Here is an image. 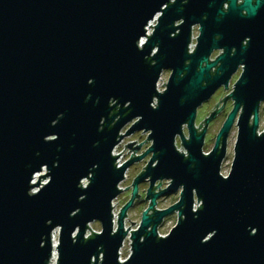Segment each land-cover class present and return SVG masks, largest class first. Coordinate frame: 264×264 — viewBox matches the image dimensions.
<instances>
[{
	"label": "water",
	"instance_id": "1",
	"mask_svg": "<svg viewBox=\"0 0 264 264\" xmlns=\"http://www.w3.org/2000/svg\"><path fill=\"white\" fill-rule=\"evenodd\" d=\"M242 64L223 97L233 108L205 153L207 125L221 109L196 127L197 109ZM263 99L264 0H0V264H264ZM139 130L149 132V148L118 167L122 151L112 150ZM150 153L115 222L127 167ZM145 179L150 203L126 229ZM162 179L169 184L154 191ZM179 189L178 201L157 207ZM174 212L176 224L161 234Z\"/></svg>",
	"mask_w": 264,
	"mask_h": 264
},
{
	"label": "rangeland",
	"instance_id": "2",
	"mask_svg": "<svg viewBox=\"0 0 264 264\" xmlns=\"http://www.w3.org/2000/svg\"><path fill=\"white\" fill-rule=\"evenodd\" d=\"M168 74L170 73H165L163 74L161 80H160V84L158 85L160 90H163V88L165 87L163 84L164 82L166 83L167 82V79H168ZM227 89L222 87L218 90L217 93H214L208 100L207 102H203L202 104H200V106L198 107L197 109V115H196V121L199 122V120H203L204 116L206 115V113L208 114V112L210 111V109L217 103L219 102L220 99H222L225 95H227ZM261 122H260V125H259V129L261 131H263L264 129V103H263V109L261 111ZM224 116H225V111L221 112L220 113V116L214 121L213 124H211V133L208 135L207 137V143L206 145H204V151L205 152H208L212 149V145L214 144V140H215V135L220 127V124L222 123L223 119H224ZM133 123V122H131ZM131 125H129L127 128H129ZM126 128V130H127ZM124 130V132L126 131ZM186 133V130L184 132V134ZM186 136V134H185ZM236 137H237V128H234L232 130V132L229 134V137H228V141H227V155L222 163V166L221 167V172L223 174H227L231 168V164H232V160H233V156H234V145L235 144V141H236ZM130 139V137L127 136V139H125L126 141ZM124 144H126V142H123V145L121 147V149L123 148ZM177 144H178V147L180 150H183L185 151L184 147L181 146V140L180 138L178 137L177 138ZM146 161V159H145ZM145 161L142 162L141 165H138V168L140 169V167L142 165L145 164ZM134 168V167H133ZM137 168V170H139ZM137 170L136 169H131L129 170L128 172V178L127 180L125 181H122V183L120 184L122 188H124V190L122 191L121 194L118 195V197L116 199H114V205H113V210L115 213H118L119 209L125 204V202H128L129 198H130V194L131 192H128L130 190V188H126L128 185H130V183L132 182V177L137 173ZM46 173V171H42L41 173H38L37 175V178L35 179V182L38 180L39 178V175L40 174H44ZM47 180L46 179H40V182L43 183ZM170 180H167V179H164V185L168 184ZM163 185V186H164ZM148 187V184L146 183V181H142L139 183V194L140 196L138 197L140 199L141 195L144 196V188H147ZM126 188V189H125ZM180 197V189L179 191L177 192H174V193H167L166 195H163L161 196L159 199H158V204H157V207L158 208H165L173 203H175L176 201H178ZM148 206V201L146 202H138V200L136 199L135 201V205H133L129 211H128V216L125 220V228L127 229L129 226H130V221L128 219H130L131 221L135 222L134 224H132L130 226V229L133 230V229H136L139 222H140V216H141V211H143V209H145L146 207ZM178 219V214L177 212H174L168 216H166L164 218L163 221H161L162 223L159 225V232L161 234H167L170 229L176 224V220ZM90 227L92 230H94L95 232L98 233V231L101 230V225H100V222L99 221H94V222H91L90 224ZM56 234H58V231L56 232ZM89 234H90V230H89ZM130 235V234H129ZM128 235V238H130ZM57 237V236H56ZM127 238V241L125 242V244H123V247L121 249V256L123 259H125L128 254H130L131 252V244H130V241L129 239ZM57 240H58V237H57Z\"/></svg>",
	"mask_w": 264,
	"mask_h": 264
},
{
	"label": "flooded vegetation",
	"instance_id": "3",
	"mask_svg": "<svg viewBox=\"0 0 264 264\" xmlns=\"http://www.w3.org/2000/svg\"><path fill=\"white\" fill-rule=\"evenodd\" d=\"M239 1H241V0H239ZM226 8V7H225ZM179 23H181V21H178V22H176V24H179ZM178 32V31H177ZM199 35H200V25H199V23H196V24H194L193 25V27L191 28V38H190V44H189V46L190 45H192L193 46V50H194V48H195V46L197 45V42L196 41H198V37H199ZM216 38H218L219 36L218 35H216L215 36ZM248 38H246V39H244L243 40V43L244 44H246L247 42H248V40H247ZM212 53L210 54V56H209V60L211 61V60H215L218 56H219V54L222 52V50L221 49H215V50H213V51H211ZM243 64L242 65H239V67H238V69H237V71H235V73H233V75L231 76V78H230V81H228L229 82V85L226 87L225 85H222V86H220L218 89H217V91H215L214 93H217L218 92V90L220 89V88H222V87H224V88H226L227 89V93L228 94H230V92H232V90L234 89V84H235V82H236V80L239 78V76H240V74L242 73V71H243ZM215 70H216V67H213L212 68V72L211 73H213V72H215ZM171 72V70L170 69H166V70H163V72H162V74H161V77H160V79L162 78V76H163V74H165V73H170ZM169 75V74H168ZM169 77V76H168ZM165 88V87H164ZM163 88V89H164ZM213 93V94H214ZM263 103H264V99L262 100V101H260V103H259V125H260V122H261V111H262V109H263ZM233 105H234V101H233V99H231V98H229V97H227L225 100L222 98L219 102H217L211 109H210V111L208 112V114L206 113V115L204 116V118H203V120H199V122H197L196 120H195V125H196V127L198 126V125H200L201 124V122L203 123L204 122V120L207 118V116H210L209 114H211L213 111H215V110H217V109H221L220 110V112H218V114L208 123V125H207V128H206V134L204 135L205 136V139H204V145H206V143H207V137H208V135L211 133V124H213L214 123V121L220 116V113L221 112H223V111H225V116H224V119H223V121H222V123L221 124H223V122H224V120L226 119V117H227V115H228V113L231 111V109L233 108ZM238 117H239V113L237 114V116H236V118H235V120H234V123H233V127H232V129H231V131H230V133L232 132V130L234 129V128H237L236 127V124H237V121H238ZM136 121V120H135ZM134 122V121H133ZM132 123H129L124 129H123V133H124V130H126V128L129 126V125H131ZM220 124V127H219V129H218V131H217V133L219 132V130H220V128H221V125ZM203 127L205 126V124L204 125H202ZM199 127V126H198ZM184 129V132H185V130H186V137L187 136H189L188 135V130H187V128L186 127H184L183 128ZM259 131H261L260 129H259ZM217 133H216V135H217ZM229 133V134H230ZM148 135H149V132H145L144 130H139V131H135V132H133V133H131L130 135H126L125 137H123L122 139H120L121 141L119 142V143H121L120 144V146L122 147V145H123V142H126L127 144L125 145L124 144V146H123V148H122V152H123V155L126 157V155H128L126 158H127V160H126V162L128 161V160H131V159H133V158H135V157H137V156H139V155H142L146 150H147V148H149V146H150V144H151V142L147 139L148 138ZM216 135H215V138H216ZM127 136L128 137H130V139H128L127 141L125 140V139H127ZM229 137V136H228ZM177 138H178V136L176 137V145L178 146V144H177ZM227 141H228V139H227ZM214 142H215V140H214ZM129 144H131V146H129ZM214 145V144H213ZM226 150H227V147H226ZM203 151H204V146H203ZM205 152V151H204ZM210 151H208V152H205V153H209ZM226 155H227V152H226ZM225 155V156H226ZM150 157H151V153L150 154H148V155H146L145 157H143L142 159H139V160H136V161H134L131 165H129L128 167H127V169H126V171H125V178H124V180L123 181H125V180H127V178H128V172H129V170H131V169H136L137 170V168H138V165H141L142 164V162H144L145 161V159H146V161H145V164L144 165H142L141 167H140V169L139 170H137V173L132 177V182L130 183V185H128L127 187L128 188H130V190L128 191V192H131L132 191V184H133V181H134V179H135V177L136 176H138L145 168H146V165H147V163H148V159H150ZM134 167V168H133ZM149 179V178H148ZM148 179H145V180H143V181H146V183L148 184V187H149V185H150V180H148ZM121 183H122V181H120ZM170 182V181H169ZM164 183V179H162V180H158V181H156L155 182V190L154 191H160V189H163V188H165L168 184H166V185H164L163 184ZM158 184H161V186L160 187H156ZM164 185V186H163ZM147 187V188H148ZM147 188H144V196L143 195H141V197H140V199L138 198L139 196H140V194H139V191H137L138 192V197L136 198L137 200H138V202L140 201V202H146V201H148V205H149V203H150V201L148 200V199H146V190H147ZM124 190V188H122V191ZM138 190H139V185H138ZM122 193V192H121ZM120 193V194H121ZM130 197H131V194H130ZM160 198V197H159ZM158 198V199H159ZM116 199V198H115ZM136 199L134 200V203H133V205H135V201H136ZM158 199H157V204H158ZM132 205V206H133ZM147 208V207H146ZM143 210H145V209H143ZM142 212V211H141ZM141 215H142V213H141ZM140 219H141V216H140Z\"/></svg>",
	"mask_w": 264,
	"mask_h": 264
},
{
	"label": "built area",
	"instance_id": "4",
	"mask_svg": "<svg viewBox=\"0 0 264 264\" xmlns=\"http://www.w3.org/2000/svg\"><path fill=\"white\" fill-rule=\"evenodd\" d=\"M155 22H157V19H156V17L153 19V20H151L150 22H149V25H155L156 23ZM147 26V33L146 34H151L152 33V31H153V27L154 26ZM191 50H193V46L192 45H190V51ZM161 80V79H160ZM160 80H159V82H158V85L160 84ZM157 85V86H158ZM158 88H159V86H158ZM160 89V88H159ZM122 133H123V130H122ZM120 144L121 143H118L116 146H115V149L114 150H112L113 151V154H119L121 151H122V149H121V146H120ZM128 155H126V157H127ZM124 155H123V152H121L120 153V157L117 159V160H115L116 162H117V166L119 167L120 165H122L126 160H127V158H126ZM125 175V174H124ZM121 184V183H120ZM119 184V187L120 188H122L121 187V185ZM113 203H114V200H113ZM114 205V204H113ZM195 207H196V204H195ZM119 212V211H118ZM113 214L115 215V222H116V220H117V214L118 213H115L114 212V210H113ZM90 226V225H89ZM90 230V229H89ZM89 230H87V235L89 234ZM56 236H58V234H54V241H55V239H56V242H57V237ZM127 238H128V236L125 238V240H124V244H125V242L127 241ZM129 239V241H130V238H128ZM123 245V244H122ZM122 249V248H121ZM120 254H121V250H120ZM121 257V259H123L122 258V256H120Z\"/></svg>",
	"mask_w": 264,
	"mask_h": 264
},
{
	"label": "bare ground",
	"instance_id": "5",
	"mask_svg": "<svg viewBox=\"0 0 264 264\" xmlns=\"http://www.w3.org/2000/svg\"><path fill=\"white\" fill-rule=\"evenodd\" d=\"M120 157V155L117 157V159ZM37 178V175H35V178H34V182H35V179ZM56 239H55V241L53 242V245H56ZM55 247V246H54Z\"/></svg>",
	"mask_w": 264,
	"mask_h": 264
}]
</instances>
